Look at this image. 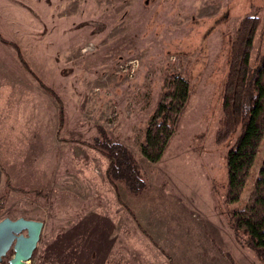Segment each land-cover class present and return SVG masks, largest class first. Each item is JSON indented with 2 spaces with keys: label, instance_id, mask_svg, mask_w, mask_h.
I'll list each match as a JSON object with an SVG mask.
<instances>
[{
  "label": "rangeland",
  "instance_id": "1",
  "mask_svg": "<svg viewBox=\"0 0 264 264\" xmlns=\"http://www.w3.org/2000/svg\"><path fill=\"white\" fill-rule=\"evenodd\" d=\"M247 15L260 18L255 67L264 0H0V221L43 223L27 264H264L225 203L237 134L215 140ZM169 74L188 79V102L150 164L139 146ZM99 128L136 157L142 192L108 182ZM263 155L264 142L248 186Z\"/></svg>",
  "mask_w": 264,
  "mask_h": 264
},
{
  "label": "trees",
  "instance_id": "2",
  "mask_svg": "<svg viewBox=\"0 0 264 264\" xmlns=\"http://www.w3.org/2000/svg\"><path fill=\"white\" fill-rule=\"evenodd\" d=\"M259 26L260 18L257 15H247L238 21L235 28L215 140L217 144H225L237 134L232 144L228 145L226 152L225 203L238 205L230 213L232 228L235 231L245 232L249 246L258 257L262 258L264 256V155L260 159L252 185H247L264 142V49L257 57L255 67H251L250 62ZM13 46L18 52L17 46ZM18 56L24 68L30 72L19 52ZM42 87L59 101L51 89L44 85ZM188 97V79L180 74L167 75L160 101L146 124L139 146L141 156L148 163L156 164L160 161L186 109ZM98 130L99 137L91 147L99 151L108 162L106 169L108 182L116 190H118L117 183H121L132 194L142 192L146 183L136 157L125 145L110 139L103 129ZM245 191L248 195L243 200ZM4 205L5 198L2 196L0 211ZM228 255L227 258L234 264ZM0 264H7V259Z\"/></svg>",
  "mask_w": 264,
  "mask_h": 264
},
{
  "label": "water",
  "instance_id": "3",
  "mask_svg": "<svg viewBox=\"0 0 264 264\" xmlns=\"http://www.w3.org/2000/svg\"><path fill=\"white\" fill-rule=\"evenodd\" d=\"M43 223L18 218L0 221V262L12 251L8 264H27L31 261L41 238Z\"/></svg>",
  "mask_w": 264,
  "mask_h": 264
},
{
  "label": "flooded vegetation",
  "instance_id": "4",
  "mask_svg": "<svg viewBox=\"0 0 264 264\" xmlns=\"http://www.w3.org/2000/svg\"><path fill=\"white\" fill-rule=\"evenodd\" d=\"M9 253H11V254H9ZM6 256H8V257H6ZM12 256V251H9L4 257H3V259H2V261L0 262V263H2L5 259H7V264H8V260L10 259V257Z\"/></svg>",
  "mask_w": 264,
  "mask_h": 264
}]
</instances>
